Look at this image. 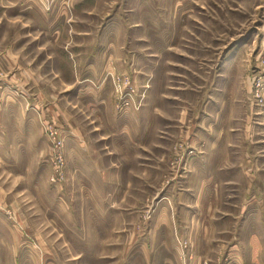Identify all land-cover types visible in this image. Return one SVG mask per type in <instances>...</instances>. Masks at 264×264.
I'll return each instance as SVG.
<instances>
[{"label": "rangeland", "instance_id": "1", "mask_svg": "<svg viewBox=\"0 0 264 264\" xmlns=\"http://www.w3.org/2000/svg\"><path fill=\"white\" fill-rule=\"evenodd\" d=\"M0 128V264L231 263L264 215V0H0Z\"/></svg>", "mask_w": 264, "mask_h": 264}, {"label": "crops", "instance_id": "2", "mask_svg": "<svg viewBox=\"0 0 264 264\" xmlns=\"http://www.w3.org/2000/svg\"><path fill=\"white\" fill-rule=\"evenodd\" d=\"M15 126L17 131L14 132L15 136L24 135L29 131V119L15 117ZM21 122V123H20ZM1 132V128H0ZM2 134H0V153L2 150ZM10 148V147H9ZM18 147H13L16 149ZM12 147L9 152L12 153ZM14 152V151H13ZM7 158L11 159L10 156ZM257 209L250 213L248 229L241 228L235 232L233 239L229 244H233V252L229 255L236 259L227 264H264V215L261 204L255 205ZM241 218V216H240Z\"/></svg>", "mask_w": 264, "mask_h": 264}]
</instances>
